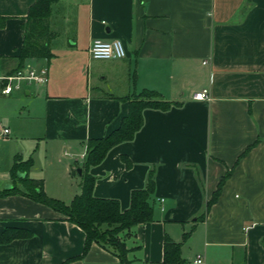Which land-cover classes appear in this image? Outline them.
Masks as SVG:
<instances>
[{
	"label": "crops",
	"instance_id": "obj_1",
	"mask_svg": "<svg viewBox=\"0 0 264 264\" xmlns=\"http://www.w3.org/2000/svg\"><path fill=\"white\" fill-rule=\"evenodd\" d=\"M34 1L0 0V73L20 66L23 23ZM47 22L52 57L26 58L20 67L48 70L34 106L19 112L32 143L15 146L4 162L0 157V188L21 186L10 171L14 155L27 159L38 150L41 163L30 175L33 160L28 176L43 178L48 196L69 203L81 190L71 169L84 162L86 141L118 127L128 111L124 97L154 90L181 104L145 108L134 137L88 169L93 194L117 199L121 209L153 172L152 220L120 233L128 264H166L165 235L181 242L185 264H264V0H57ZM97 38L121 40L125 57L93 59L89 47ZM58 45L86 57L85 64L74 62L73 83L56 65ZM28 85L0 91V104L17 90L29 95ZM204 88L209 98L194 99ZM3 128L0 136H8ZM6 227L31 235L0 242V264H61L83 250L78 225L22 194L0 196V235ZM198 255L202 263H194ZM65 264L120 261L92 243Z\"/></svg>",
	"mask_w": 264,
	"mask_h": 264
},
{
	"label": "trees",
	"instance_id": "obj_2",
	"mask_svg": "<svg viewBox=\"0 0 264 264\" xmlns=\"http://www.w3.org/2000/svg\"><path fill=\"white\" fill-rule=\"evenodd\" d=\"M56 1L35 0L30 5L23 23V43L17 55L20 66L12 71L19 69L22 61L26 58L50 59L52 57L50 40L53 33L49 29L47 19L52 4ZM123 99L127 101L128 111L121 118L118 127L107 135L88 139L86 141L84 162L81 166H75L71 169V173L75 175L77 174V168H81V190L80 193L73 196L68 204L60 199L48 196L44 192L42 179L28 176V171L33 163L32 156L23 159L20 154L14 155L10 171L14 181L21 183V186L14 183L11 188H0V196L13 193L25 195L62 213L67 220L75 223L84 231L85 238L81 255L71 257L61 264L75 258H81L89 250L92 243L112 251L118 257L120 264H128V249L120 233L129 230L138 223L151 221L153 218V208L148 201L150 194L154 191L152 171L148 175L146 186L133 189L130 192L128 208L121 209L117 199L96 197L93 194L95 178L88 172V169L90 166L100 163L113 146L134 137L143 124L142 111L145 108L167 110L172 106L180 105L181 102L165 99L157 91L149 89L130 94ZM19 172L25 173V176L19 177L17 175ZM226 177L227 174L221 178L217 189L208 202V206L216 200L221 184ZM189 233L190 230L183 232L182 241L188 237ZM30 235L31 232L28 229L6 227L0 235V242L5 243L15 238H25ZM180 247L181 242L173 241L165 235L163 240V262L166 264H185V260L180 254Z\"/></svg>",
	"mask_w": 264,
	"mask_h": 264
},
{
	"label": "rangeland",
	"instance_id": "obj_3",
	"mask_svg": "<svg viewBox=\"0 0 264 264\" xmlns=\"http://www.w3.org/2000/svg\"><path fill=\"white\" fill-rule=\"evenodd\" d=\"M53 51L57 55L55 59L57 61L56 65L58 66L59 71H61L62 74L66 76L65 78L70 83H73L76 77L73 73L74 62L75 64L78 62L81 64L83 63L85 64L86 57L83 55L75 54L68 49H61L59 45L55 46ZM74 71L76 73V69ZM81 79L83 78L81 77ZM28 88L31 90V93L29 95L25 93V89H23L22 91L17 90L14 94L11 95L10 99H8L7 101L6 100L2 101V103L0 104V124L1 126L10 130V134L8 136L7 135L0 136V157L3 162L5 161L6 156L9 155L11 151L15 150L14 149L15 146L17 145L26 146V144L30 145L32 143L31 136L33 134V131L24 127V124H22V122L24 121H22L21 118L18 117L20 111L24 113L28 107L30 108L31 106H34L35 102L37 101L36 90L42 91L41 89L43 88V86L42 85L35 86L32 84V85H28ZM17 92H19V96L16 94ZM38 155L40 158L36 160ZM32 157L33 160L37 162V168H34L30 172V175L31 173L35 172L36 169L38 170V166L40 165L41 163L40 161L42 159L40 151L38 150H35L33 152ZM30 175L29 177H32ZM75 177L78 178L79 177L78 174H76ZM37 179L43 180V178H37ZM62 196L66 197L68 195L64 194ZM53 198L60 199L58 197H53Z\"/></svg>",
	"mask_w": 264,
	"mask_h": 264
},
{
	"label": "built area",
	"instance_id": "obj_4",
	"mask_svg": "<svg viewBox=\"0 0 264 264\" xmlns=\"http://www.w3.org/2000/svg\"><path fill=\"white\" fill-rule=\"evenodd\" d=\"M89 54L93 59L107 60V59H120L125 57L126 51L121 40L114 39L112 41H105L102 39H94L89 47ZM47 68H19L12 72L0 73V91L2 94H9L14 89L20 87L21 82L29 85L39 86L46 83ZM193 98L196 100H204L209 98L207 89L197 91ZM7 128L2 129V134H8ZM194 263H202L200 255L196 257Z\"/></svg>",
	"mask_w": 264,
	"mask_h": 264
},
{
	"label": "water",
	"instance_id": "obj_5",
	"mask_svg": "<svg viewBox=\"0 0 264 264\" xmlns=\"http://www.w3.org/2000/svg\"><path fill=\"white\" fill-rule=\"evenodd\" d=\"M77 173L78 174H80L81 173V168H77ZM17 175L19 176V177H22V176H25V173H17ZM12 187V185H10V184H6L5 185V188H11Z\"/></svg>",
	"mask_w": 264,
	"mask_h": 264
}]
</instances>
